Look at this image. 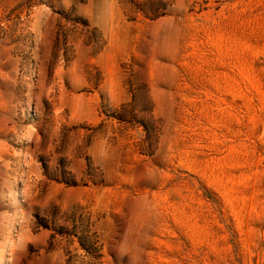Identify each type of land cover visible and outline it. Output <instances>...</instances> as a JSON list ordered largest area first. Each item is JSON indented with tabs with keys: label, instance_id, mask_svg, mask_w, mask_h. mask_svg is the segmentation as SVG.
<instances>
[{
	"label": "rangeland",
	"instance_id": "374dc122",
	"mask_svg": "<svg viewBox=\"0 0 264 264\" xmlns=\"http://www.w3.org/2000/svg\"><path fill=\"white\" fill-rule=\"evenodd\" d=\"M0 264H264V0H0Z\"/></svg>",
	"mask_w": 264,
	"mask_h": 264
}]
</instances>
